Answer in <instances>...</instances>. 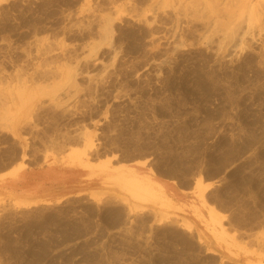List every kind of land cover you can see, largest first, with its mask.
<instances>
[{
    "label": "rangeland",
    "instance_id": "374dc122",
    "mask_svg": "<svg viewBox=\"0 0 264 264\" xmlns=\"http://www.w3.org/2000/svg\"><path fill=\"white\" fill-rule=\"evenodd\" d=\"M102 159L192 190L210 241L118 183L0 192V264H264V0H0V177Z\"/></svg>",
    "mask_w": 264,
    "mask_h": 264
},
{
    "label": "crops",
    "instance_id": "0c3cea01",
    "mask_svg": "<svg viewBox=\"0 0 264 264\" xmlns=\"http://www.w3.org/2000/svg\"><path fill=\"white\" fill-rule=\"evenodd\" d=\"M105 163L106 160L102 159L98 162H90L85 167H65L46 163L41 167L25 170L16 171L12 168L9 170L11 172L4 173L0 177V192L22 202L42 204L84 193H94L98 191L95 187L118 183L117 185L120 186L131 187L136 197L137 195L147 197L151 203L157 204L160 212L173 211L175 215L176 213L183 215L185 221L199 228L204 240L210 241L208 214L204 209H198L192 190L183 189L177 182L151 171L147 165H113L111 168H106ZM131 180L134 182L133 186L129 183ZM213 248L218 255L224 257L241 256L233 251H223L226 249L215 242ZM249 262L256 264L254 260H246L244 263Z\"/></svg>",
    "mask_w": 264,
    "mask_h": 264
}]
</instances>
